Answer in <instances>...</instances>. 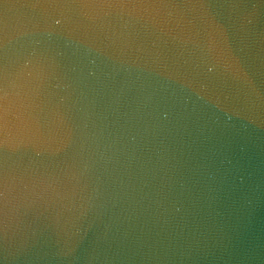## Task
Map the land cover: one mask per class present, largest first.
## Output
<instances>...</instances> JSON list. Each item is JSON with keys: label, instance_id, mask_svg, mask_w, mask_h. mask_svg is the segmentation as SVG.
Segmentation results:
<instances>
[{"label": "water", "instance_id": "95a60500", "mask_svg": "<svg viewBox=\"0 0 264 264\" xmlns=\"http://www.w3.org/2000/svg\"><path fill=\"white\" fill-rule=\"evenodd\" d=\"M0 264H264V0H0Z\"/></svg>", "mask_w": 264, "mask_h": 264}]
</instances>
